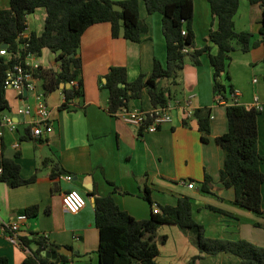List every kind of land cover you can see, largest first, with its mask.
<instances>
[{
  "label": "crops",
  "instance_id": "obj_1",
  "mask_svg": "<svg viewBox=\"0 0 264 264\" xmlns=\"http://www.w3.org/2000/svg\"><path fill=\"white\" fill-rule=\"evenodd\" d=\"M7 6L8 0H0V8ZM139 13L148 30L137 42L122 35L112 36L108 21L95 22L84 29L79 44L83 95L76 98L79 100L77 105L60 108L64 99L61 89L46 92L52 127L42 137L35 139L27 130L28 121L34 116V101L29 103V97L19 98L14 90L6 89L9 109L0 111V115L10 113L16 121V128H3L2 155L15 159L21 177L35 174L34 180L17 186L0 180V255L6 256L9 264H19L36 248L34 242L29 245L20 241L14 243L5 236L7 229H2L3 222L15 221L18 213L27 215L18 225L19 237L42 233L48 243L67 245L76 250L68 255V259L49 264H99L94 196L107 193H111L117 204L135 218L149 217L154 203L158 206L174 204L178 196L186 194L191 198L192 215L204 226L206 235L246 238L264 244V207L258 215L235 204L233 188L225 187L219 180L223 151L216 144L215 137L227 130L226 104L214 97L212 69L205 53L200 55L199 64L185 58L177 82L161 79L160 83L169 89L172 121L161 124L157 130L138 129L107 110L106 91L100 88L99 77L109 66H126L128 78L132 79L139 72H150L153 57L165 62L161 14L147 13L142 1ZM260 16V6L256 7L249 0H240L234 26L237 30L252 33L251 44L248 50H242L234 43L227 69L239 101L250 106L257 95L262 104L260 111H264V83H259L255 74L260 69L262 77L264 73V48L258 31ZM43 18L44 10L42 25L37 22L36 28L27 19L28 30L39 32ZM192 22L194 46L209 42L208 30L214 21L207 0H193ZM211 50L214 51L215 47ZM38 58L43 67H59L54 53L46 47L42 48ZM191 93L194 94V109L210 108V131L206 141L200 138L194 116L184 117L179 106V102ZM27 104L31 106L29 112H18L19 106ZM130 106L153 107L146 91ZM263 120L264 115L257 116L258 150L261 153H264L260 150ZM14 141L19 142L16 148L12 146ZM45 156L56 159L62 169L55 180L49 177L53 160L45 164ZM260 168L263 171L261 165ZM205 172L211 176V192L200 189ZM67 173L72 175L70 180L63 176ZM194 180L199 187L195 186ZM189 181L193 182L190 187L187 185ZM146 187L151 203L142 196ZM70 188L80 190L85 197V204L75 213L67 211L61 201L63 191ZM206 204L229 212L211 209ZM31 205H36L34 214L25 211ZM155 239L159 249L155 264H184L195 255L199 256L194 264H239V258L227 252H200L194 232L174 223L159 224Z\"/></svg>",
  "mask_w": 264,
  "mask_h": 264
},
{
  "label": "trees",
  "instance_id": "obj_2",
  "mask_svg": "<svg viewBox=\"0 0 264 264\" xmlns=\"http://www.w3.org/2000/svg\"><path fill=\"white\" fill-rule=\"evenodd\" d=\"M143 2L147 13L161 14V31L165 42V62L153 57L149 73L139 72L129 79L124 65H111L99 77V86L106 91V107L110 113L122 105H131L133 100L141 98L146 91L153 106L165 105L170 97L169 89L160 83L161 79L177 82L185 58L192 63H200V55L205 53L212 69V91L228 103L225 106L227 130L215 137L216 144L223 151L219 180L225 187H232L233 202L256 214H261V184L264 173L260 165L264 162V153L258 150L257 116L260 110L246 106L231 97L234 87L229 80L227 65L230 52L236 43L240 49L248 50L252 33L237 30L234 15L240 0H207L214 25L208 30V41L199 47L194 46L193 0H8V6L0 8V45L8 43L11 48L16 43L17 34L26 28L27 15L37 8H43V26L39 32L30 30L28 48L40 54L42 48L51 50L59 67L41 66L36 76L41 79L44 92L60 88L64 99L60 108H71L79 103L76 98L83 95L81 77L80 37L84 29L95 22L108 21L112 36L122 35L137 42L142 39L148 26L139 13V3ZM258 3L261 8L260 41L264 48V0H249ZM182 28L185 32L182 33ZM187 46L188 51L182 47ZM212 47L215 50L212 51ZM264 67V54H263ZM11 60L0 54V111L9 109L6 89L3 86L5 70ZM77 84L66 86L70 80ZM264 79V73H263ZM63 83V86L60 84ZM121 83V84H120ZM196 128L203 141L208 139L210 131V108L194 109ZM49 177L57 179L62 171L58 161L50 156L43 163L52 161ZM0 180L10 186H17L35 179V174L23 178L19 174V164L13 157L1 156ZM211 176L205 172L200 189L210 191ZM116 188V187H115ZM149 203V189L142 194ZM160 211L153 212L147 218H135L121 208L111 193L94 196V223L98 229L96 248L99 264H155L158 244L155 239L157 227L161 223H174L182 229H191L195 234V243L200 252L215 254L227 252L239 258V264H264V244H257L246 238L213 237L205 234L204 226L192 215V202L189 195L177 197L174 204L163 203ZM207 207L229 212L223 208L206 204ZM34 214L36 205L25 209ZM255 224H259L255 221ZM24 245L34 242L31 250L19 264H49L51 261H64L68 255L59 253L55 258L45 255V250H55L59 244L48 243L44 234L33 233L31 237L21 236ZM80 253H77L79 255ZM199 255L193 256L187 263L194 264ZM0 264H9L4 255H0Z\"/></svg>",
  "mask_w": 264,
  "mask_h": 264
},
{
  "label": "built area",
  "instance_id": "obj_3",
  "mask_svg": "<svg viewBox=\"0 0 264 264\" xmlns=\"http://www.w3.org/2000/svg\"><path fill=\"white\" fill-rule=\"evenodd\" d=\"M29 32L30 30H28V26H26L25 29L17 34L16 43L11 48L7 47L8 43L5 47H0V54L5 55L8 60H11V63L5 70L3 79L4 88L14 90L19 98L29 96L34 98V116L28 121L27 130L31 137L37 139L51 129L52 115L51 108L45 98L46 93L42 89V86L37 89L36 79L38 77L36 76V73L42 65L38 55L28 48L30 38ZM181 32L184 33L185 29L182 28ZM182 50L188 51V47L184 46L182 47ZM255 80L256 78H253V81ZM68 83L69 85L72 83L77 84V80L72 79ZM61 94L64 98L65 95L62 90ZM193 96L194 94L191 93L179 102L184 117L193 116ZM231 97L234 101H239L238 93L235 89L232 91ZM215 99L224 102L225 104L228 103L219 95H216ZM250 106H254L258 110L262 109V104L259 103L257 95H254L253 102ZM30 108L31 106L27 104L19 106L17 110L18 112H29ZM171 108L172 105L167 101L165 105L153 106L150 109L122 105L113 113L124 122L138 129L155 131L161 124L172 121ZM4 127L9 130H14L16 128V121L10 113L0 115V158L2 156V134ZM18 145V141L12 143L14 148L18 147ZM63 176L68 180L72 178L70 173L64 174ZM187 185L190 187L193 185V182L189 181L187 182ZM61 201L67 211L75 213L85 204V197L78 189L70 188L63 191L61 194ZM152 211H160V208L156 203L153 204ZM26 217L27 215L25 213H18L15 221L3 222L2 229L4 231L7 229V231H5V236L9 241L14 243L19 241L17 228L19 223Z\"/></svg>",
  "mask_w": 264,
  "mask_h": 264
},
{
  "label": "rangeland",
  "instance_id": "obj_4",
  "mask_svg": "<svg viewBox=\"0 0 264 264\" xmlns=\"http://www.w3.org/2000/svg\"><path fill=\"white\" fill-rule=\"evenodd\" d=\"M255 3V2H254ZM255 5H256V7H258L259 8V4L256 2L255 3ZM43 15V8H37V9H35L33 12H31V13H29L28 15H27V19H28V21H29V23L34 27V28H36V24H37V22L39 23V26L40 25H42V20H41V16ZM260 71H261V69H260ZM260 71H258V70H256V72H255V74H256V76H257V78H259V83H264V79H263V77L260 75ZM166 79V78H165ZM36 84H37V89L41 86V79L40 78H37L36 79ZM263 97H264V95H263ZM262 97V98H263ZM29 103L30 102H33L34 101V98L32 97V96H29V98H28V100H27ZM264 115V111L262 110V111H260V113L258 114V115ZM264 121V120H263ZM260 150H262V152H264L263 150H264V134H262L261 133V149ZM261 167L263 168V173H264V162H262L261 163ZM193 182H195V186L196 187H199V184L197 183V181H193ZM80 191V190H79ZM261 197H262V206L264 207V180H263V182H262V188H261ZM81 192V191H80Z\"/></svg>",
  "mask_w": 264,
  "mask_h": 264
},
{
  "label": "water",
  "instance_id": "obj_5",
  "mask_svg": "<svg viewBox=\"0 0 264 264\" xmlns=\"http://www.w3.org/2000/svg\"><path fill=\"white\" fill-rule=\"evenodd\" d=\"M6 45H7V43L3 42V43H1L0 47H5ZM68 85H69V83H66V86H68ZM60 86H63V83H61ZM73 251H76V250H73L72 248L68 247L67 245H61L52 251L47 249L44 251V253L48 257L55 258L59 253H63V254L70 256L73 253Z\"/></svg>",
  "mask_w": 264,
  "mask_h": 264
}]
</instances>
